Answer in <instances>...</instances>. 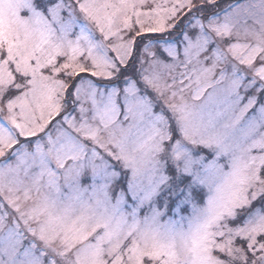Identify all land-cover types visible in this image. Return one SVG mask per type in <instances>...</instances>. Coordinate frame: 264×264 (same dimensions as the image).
<instances>
[{
	"label": "rangeland",
	"instance_id": "obj_1",
	"mask_svg": "<svg viewBox=\"0 0 264 264\" xmlns=\"http://www.w3.org/2000/svg\"><path fill=\"white\" fill-rule=\"evenodd\" d=\"M262 197L264 0H0V264H264Z\"/></svg>",
	"mask_w": 264,
	"mask_h": 264
},
{
	"label": "trees",
	"instance_id": "obj_2",
	"mask_svg": "<svg viewBox=\"0 0 264 264\" xmlns=\"http://www.w3.org/2000/svg\"><path fill=\"white\" fill-rule=\"evenodd\" d=\"M149 36H156V38H161L159 35H156V34H151V35H149ZM142 43L141 42H139V43H136V44H134V46H133V53H132V55L130 56V59L128 60V62H127V65H129V66H126V67H120V70H121V76L122 77H124L125 76V73H128V72H130L131 70H128L127 71V69H129L130 67H135L136 68V57H137V55H139V49H141V47H142V45H141ZM132 64V65H131ZM129 75V74H128ZM89 77H91V76H89ZM92 78V80H93V77H91ZM96 80V79H95ZM94 80V81H95ZM201 152H203V153H205L204 151H206L205 149H203V148H201V150H200ZM207 152V151H206ZM210 159V158H209ZM174 173V171H172V172H169V175L171 176V179L170 180H173L174 179V176H175V174H173ZM198 194V193H197ZM200 194H198V196H199ZM201 196V195H200ZM202 197V196H201ZM264 199V197H262L260 200H263ZM241 213V212H240ZM241 219L238 221V222H241V220L243 219V213L241 214V217H240ZM239 219V218H238ZM237 219V220H238ZM239 223H237V225H238ZM237 225H235V224H232V225H230V226H232L233 228H236L237 227ZM261 238H263L264 239V237L263 236H259L258 237V239H261ZM241 247H242V249L245 251V246L243 245V244H241ZM246 252V251H245ZM249 255V254H248ZM250 256V255H249Z\"/></svg>",
	"mask_w": 264,
	"mask_h": 264
}]
</instances>
